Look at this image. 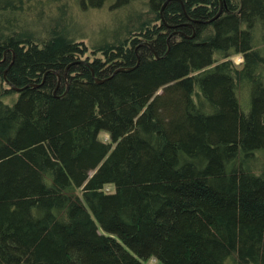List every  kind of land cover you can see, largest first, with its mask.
Returning a JSON list of instances; mask_svg holds the SVG:
<instances>
[{
    "label": "trees",
    "instance_id": "obj_1",
    "mask_svg": "<svg viewBox=\"0 0 264 264\" xmlns=\"http://www.w3.org/2000/svg\"><path fill=\"white\" fill-rule=\"evenodd\" d=\"M164 1L0 0V264H264V0Z\"/></svg>",
    "mask_w": 264,
    "mask_h": 264
},
{
    "label": "rangeland",
    "instance_id": "obj_2",
    "mask_svg": "<svg viewBox=\"0 0 264 264\" xmlns=\"http://www.w3.org/2000/svg\"><path fill=\"white\" fill-rule=\"evenodd\" d=\"M108 5H109L108 3H106L105 5L107 6V9H108ZM74 9H75V12L77 13L76 15L80 16V20H78L79 26L81 27V29L87 30L85 32L89 34V37H93L94 34L95 36H97V33L99 32L98 27H102L103 29V27L105 26L107 27L109 25L108 23H106L108 22L109 14L107 12L108 10L106 11L105 7H103L101 11L90 9V10L81 12L76 7H74ZM101 33H103V31ZM97 39H99L98 36L95 39V41H97ZM231 60L233 61L234 64H236V66H239L241 63V57L238 55L232 56ZM238 95L240 96L239 97L240 100H245V93L239 92ZM98 135L103 140L108 139V135L104 132H100ZM142 263L143 264H155L156 262L153 258H148L147 260L142 261Z\"/></svg>",
    "mask_w": 264,
    "mask_h": 264
},
{
    "label": "water",
    "instance_id": "obj_3",
    "mask_svg": "<svg viewBox=\"0 0 264 264\" xmlns=\"http://www.w3.org/2000/svg\"><path fill=\"white\" fill-rule=\"evenodd\" d=\"M166 1H167V0H165V1L163 2L162 6L165 4ZM162 6H161V7H162ZM130 69H131V67H121V68L116 69L115 71H128V70H130ZM115 71H114V72H115ZM93 79H94V81L97 82V83L102 82L101 79H97V78H95L94 76H93ZM11 87H12V89H13L14 91H19V90H20V88H17V87H14V86H11Z\"/></svg>",
    "mask_w": 264,
    "mask_h": 264
}]
</instances>
